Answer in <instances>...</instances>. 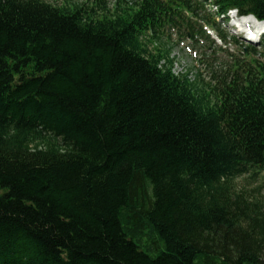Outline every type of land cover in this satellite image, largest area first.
<instances>
[{"label":"trees","instance_id":"16d2710c","mask_svg":"<svg viewBox=\"0 0 264 264\" xmlns=\"http://www.w3.org/2000/svg\"><path fill=\"white\" fill-rule=\"evenodd\" d=\"M203 1L0 0V264H264V39L208 81L149 48L264 21Z\"/></svg>","mask_w":264,"mask_h":264},{"label":"rangeland","instance_id":"374dc122","mask_svg":"<svg viewBox=\"0 0 264 264\" xmlns=\"http://www.w3.org/2000/svg\"><path fill=\"white\" fill-rule=\"evenodd\" d=\"M45 1L57 4L62 2V0ZM70 1L82 2L84 0ZM200 1L204 2L203 0ZM107 2L109 6H112L115 0H107ZM209 10V7L205 5V14L211 17ZM211 24L219 29L222 39L215 35L208 23L203 22L201 25L195 24L196 30L204 31L201 37L196 35L194 39L189 31L181 27L180 30H171L168 35L154 40L149 48L153 49L155 46L160 49L170 48L169 57L174 60L173 70L176 74L188 72L192 79L198 77L208 81L212 73L215 74L224 70L231 58L243 57L240 48L248 46L250 43L243 37L242 32L231 27L229 21L214 17ZM186 31L187 33L184 35ZM253 45L257 49L263 48L259 42ZM233 186L236 190L244 191L253 201H257L264 208V176L262 173L253 176L243 175L233 181Z\"/></svg>","mask_w":264,"mask_h":264},{"label":"bare ground","instance_id":"6f19581e","mask_svg":"<svg viewBox=\"0 0 264 264\" xmlns=\"http://www.w3.org/2000/svg\"><path fill=\"white\" fill-rule=\"evenodd\" d=\"M238 26L248 33H251V39L259 37L260 33L263 31L264 23L256 20L253 16H244L238 22ZM261 40V39H260ZM250 41V40H249ZM255 41V40H252Z\"/></svg>","mask_w":264,"mask_h":264}]
</instances>
